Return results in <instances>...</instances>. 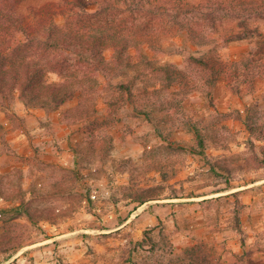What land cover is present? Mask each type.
<instances>
[{"label": "rangeland", "instance_id": "rangeland-1", "mask_svg": "<svg viewBox=\"0 0 264 264\" xmlns=\"http://www.w3.org/2000/svg\"><path fill=\"white\" fill-rule=\"evenodd\" d=\"M205 13L161 18L147 59L130 50L139 67L110 78L141 74L134 97L161 88L146 106L117 90L112 115L102 90L78 117L77 96L50 112L0 101V264H194L198 247L204 264H264V79L237 94L194 61H264V14ZM153 66L198 88L182 95L187 80Z\"/></svg>", "mask_w": 264, "mask_h": 264}, {"label": "trees", "instance_id": "trees-1", "mask_svg": "<svg viewBox=\"0 0 264 264\" xmlns=\"http://www.w3.org/2000/svg\"><path fill=\"white\" fill-rule=\"evenodd\" d=\"M209 1L204 9L213 14L236 18L264 14L262 4L251 8L255 0L249 5L244 0ZM90 5H96L95 9L89 8ZM202 8L203 4L187 0H0V101L12 100L17 92L25 107L50 112L77 96L79 108L67 111L66 115L72 111L78 117L75 112L83 113L81 109L86 110V104L94 101L95 93L102 90L101 95L112 115L116 111L112 95L117 90L121 96L126 95L130 103L142 102V106H146L147 97H157L161 88L147 84L140 88L139 96L134 97L133 89L141 74H136L129 82L113 83L110 78L125 76L127 70L139 67L138 62H133L130 50L139 54L141 60L147 59L142 45L153 36L157 21L165 18L175 24L178 20L180 26L181 19H195L197 14L209 19L211 15L202 13ZM194 61L211 76L209 84L212 87L217 78L223 77L230 81L228 87H232V91L236 89L237 94L242 83L253 87L256 76L264 79V61L251 58L230 63ZM153 69L156 72L165 70L164 80L169 85L177 78L180 84L187 78L182 70L176 74L175 70L163 66H153ZM51 75L57 80H52ZM101 77L106 79L104 83L99 82ZM230 83L237 86L233 88ZM184 85L180 91L182 95L198 88L189 85L188 80ZM84 116L89 118V113ZM262 128L253 127L257 133ZM95 130L88 132L93 135ZM199 248L193 250L194 264H204L209 257L203 256Z\"/></svg>", "mask_w": 264, "mask_h": 264}]
</instances>
